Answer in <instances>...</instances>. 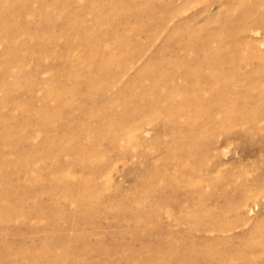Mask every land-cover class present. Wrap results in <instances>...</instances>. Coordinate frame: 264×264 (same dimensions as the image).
Returning <instances> with one entry per match:
<instances>
[{
	"label": "rangeland",
	"instance_id": "rangeland-1",
	"mask_svg": "<svg viewBox=\"0 0 264 264\" xmlns=\"http://www.w3.org/2000/svg\"><path fill=\"white\" fill-rule=\"evenodd\" d=\"M258 50L264 0H0V264H264Z\"/></svg>",
	"mask_w": 264,
	"mask_h": 264
},
{
	"label": "bare ground",
	"instance_id": "bare-ground-1",
	"mask_svg": "<svg viewBox=\"0 0 264 264\" xmlns=\"http://www.w3.org/2000/svg\"><path fill=\"white\" fill-rule=\"evenodd\" d=\"M163 1V0H162ZM169 1V0H168ZM90 2H94V1H90ZM90 2H89V4H90ZM149 2V1H148ZM166 2V1H165ZM120 3V1H118L117 3H116V5L115 6H117L118 4ZM169 3L170 2H168V5H169ZM167 5V4H166ZM168 5H167V7H168ZM170 8V7H169ZM171 9V8H170ZM169 9V10H170ZM167 13L169 12V11H166ZM170 12H172L173 13V10L171 11L170 10ZM134 14H136V13H134ZM172 15V14H171ZM255 30V29H254ZM257 30V29H256ZM137 31V30H136ZM253 31V30H252ZM185 36V35H184ZM183 36V37H184ZM207 36V35H206ZM204 38V37H203ZM206 38V37H205ZM208 38H209V36H208ZM200 39V38H199ZM188 42H190V43H192L193 42V39L191 38V40L189 41L188 40ZM225 42H227V41H225ZM263 42V41H262ZM193 45V44H192ZM200 48H201V58H202V60H203V62H205L206 63V65L208 66V67H211V68H213V67H217V66H219V65H222L224 62H225V60H226V58H225V55L223 56V55H221L220 53H222L221 51H218V52H213V51H210V50H208V48H207V46L206 45H202V46H200ZM193 49V48H192ZM257 49V48H256ZM253 51V50H252ZM254 53V52H253ZM257 56H258V58L261 60L263 57H264V52H262V51H257V54H256ZM162 57V56H161ZM189 58V57H188ZM227 60H228V58H227ZM161 61H163L162 59L158 62V67L159 66H161V64H163L164 63V61L163 62H161ZM262 62V61H261ZM242 63V62H241ZM200 64H201V62L200 61H195L194 62V64H191V66L193 67V70L194 71H196V70H199L200 69ZM260 64V63H259ZM101 66H106V64H101V65H98V67H101ZM97 67V68H98ZM186 67V65L185 64H175V69L177 70V69H179V68H185ZM102 68H104V67H102ZM209 69V68H208ZM238 69H239V67H238ZM237 70V69H236ZM259 70V69H258ZM215 72H214V70H213V72L209 75V78L210 79H214V78H216V77H214L213 76V74H214ZM234 74H235V71L233 72ZM258 73V72H257ZM233 75V74H232ZM5 76H6V74H5ZM218 76H220V75H218ZM199 77H200V75H199ZM221 77V76H220ZM148 78V77H147ZM152 80H154V82L158 85V87H159V90L157 91V92H154V93H152V95H151V98H152V100H153V102L154 103H159L160 104V101L161 100H163L164 101V99L167 97V95L164 93V92H162V87H163V85H164V83H166L167 81H169V79H168V77L167 76H156V77H154V79H152ZM216 80V79H215ZM222 80L223 81H232V79L231 78H229V79H227V78H225V77H222ZM152 82V81H151ZM262 82V81H261ZM139 83V82H138ZM153 83V82H152ZM252 84V83H251ZM250 84V85H251ZM168 85V84H167ZM261 85V84H260ZM259 85V86H260ZM130 86V85H129ZM180 86V85H179ZM237 86V85H236ZM257 87H258V85H257ZM169 88V87H168ZM181 88V87H180ZM213 88V87H212ZM264 88V87H263ZM214 89L215 90H217V88L216 87H214ZM237 89H239V87L237 88ZM242 89V88H241ZM257 89V88H256ZM229 90H230V88H229ZM253 91H254V89H253ZM256 91V90H255ZM254 91V92H255ZM257 92V91H256ZM262 92H264V91H262ZM233 93V92H232ZM236 93H239V91H237ZM249 93V92H248ZM251 93H252V91H251ZM254 94V93H253ZM253 94H251V96L253 95ZM255 95V94H254ZM257 95V94H256ZM255 95V96H256ZM236 96H238V94H236ZM250 96V95H249ZM254 96V97H255ZM241 97H242V95H241ZM250 98V97H249ZM169 99V98H168ZM255 99V98H254ZM250 100V99H249ZM253 100V98L251 97V101L250 102H253L254 103V105H253V107L252 106H250V107H252L251 109L248 107L247 109H245V108H243L242 110L249 116L248 118H250V119H252V120H258V119H260V118H262V117H264V111L262 112V109L264 110V94H262V93H258V95H257V97H256V100H254V101H252ZM166 101V100H165ZM164 101V103H166ZM230 101V100H229ZM235 101V100H234ZM238 101H240V100H238ZM163 103V104H164ZM233 104V103H232ZM236 104H239L240 105V103H238V102H236ZM235 104V105H236ZM241 105H242V102H241ZM215 106V105H214ZM238 106V105H237ZM117 107V106H116ZM121 107V106H120ZM127 107V106H126ZM243 107V106H242ZM241 107V108H242ZM122 108V107H121ZM157 108V107H156ZM215 108H217V107H215ZM155 109V108H154ZM239 110H241V109H239ZM242 110L240 111L241 113H242ZM44 111V110H43ZM156 111V110H155ZM158 112H160L159 111V109L157 110ZM116 112V111H115ZM243 112V113H244ZM136 113V111L135 110H130L129 112H127V111H124V112H121L120 113V122H119V124H118V127H119V129L122 127V125H124V124H126V123H133V125H134V123L136 124V123H140V122H145L147 119L146 118H148L147 117V114H151V116L150 117H152V115L154 114V113H157V112H154V111H152V110H150V109H142V111H141V113L140 114H138V115H136L135 114ZM164 113V112H163ZM168 113V112H167ZM233 113V112H232ZM231 113V114H232ZM116 114H117V112H116ZM161 114V113H160ZM236 114V113H235ZM234 114V115H235ZM119 115V114H118ZM155 115H157V114H155ZM154 115V116H155ZM240 115V116H239ZM241 115H244V114H238V116L239 117H243V116H241ZM104 116V115H103ZM158 116V115H157ZM156 116V117H157ZM174 116V115H173ZM172 116V117H173ZM117 117V116H116ZM159 117V116H158ZM244 117H245V115H244ZM112 118V117H111ZM111 118H109V119H111ZM163 118V117H162ZM114 119V118H113ZM117 119H118V117H117ZM175 119V118H174ZM105 119H103V121H104ZM231 121V120H230ZM233 121H234V119H233ZM99 122V121H98ZM223 122V121H222ZM221 122V123H222ZM76 123V122H75ZM115 123V122H114ZM250 123V122H249ZM252 123V122H251ZM69 125V124H68ZM137 125V124H136ZM142 125V124H141ZM140 125V126H141ZM209 125V124H208ZM67 126V125H66ZM139 125H137V127H138ZM139 126V127H140ZM250 126V125H249ZM253 127V126H252ZM192 128V127H191ZM181 131V130H180ZM190 132H192V131H190ZM196 133V132H195ZM197 134V133H196ZM192 135H194L195 136V134H192ZM117 136H118V134H117ZM116 135H114L113 134V132H112V140L113 141H116L117 139H118V137H117ZM181 139V138H180ZM178 146L179 147H181V148H185V149H188V150H190L191 151V148H190V145L188 144H185L184 142H182V141H180V140H178ZM209 152V151H208ZM212 157V156H211ZM192 158V157H191ZM180 159V158H179ZM186 159V158H185ZM201 160V159H200ZM193 162V161H192ZM204 162V161H203ZM206 162V161H205ZM153 165V164H152ZM183 165V164H182ZM191 165V164H190ZM194 165V164H193ZM151 168V167H150ZM189 168V167H188ZM209 171V170H208ZM198 172V171H197ZM210 172V171H209ZM203 176H204V174H203ZM203 176H201V177H203ZM177 177V176H176ZM206 177V176H205ZM143 179V178H142ZM186 181V180H185ZM212 182H214V181H212ZM175 183V182H174ZM182 184V183H181ZM192 184V183H191ZM173 185V184H172ZM175 185V184H174ZM186 185V184H185ZM156 186V185H155ZM179 186V185H178ZM167 187H169V186H167ZM171 187V186H170ZM162 189V188H161ZM162 200V199H161ZM244 203H246V202H244ZM162 205V204H161ZM234 209V208H233ZM128 212V211H127ZM130 212V211H129ZM142 212H144V211H142ZM131 213V212H130ZM130 215V214H129ZM133 215V214H132ZM131 216V215H130ZM145 216H147V213H146V215ZM143 219H145V218H143ZM147 219V218H146ZM138 221V220H137ZM140 221V220H139ZM174 245H175V242H174ZM192 246V245H191ZM190 246V247H191ZM194 247V246H193ZM192 248V247H191ZM187 249V248H186ZM184 250V249H183ZM19 251V250H18ZM181 252V251H180ZM13 253V252H12ZM20 254V253H19ZM182 254V253H181ZM23 255V254H22ZM185 255V254H184ZM182 256V255H181ZM227 256H229V255H227ZM180 257V256H179ZM217 257V256H216ZM11 258V257H10ZM182 258V257H181ZM188 258V257H187ZM5 259V258H4ZM227 259V258H226ZM229 261V260H228ZM221 262V261H220ZM223 263H224V261H222ZM146 263V262H145ZM149 263V262H148Z\"/></svg>",
	"mask_w": 264,
	"mask_h": 264
}]
</instances>
